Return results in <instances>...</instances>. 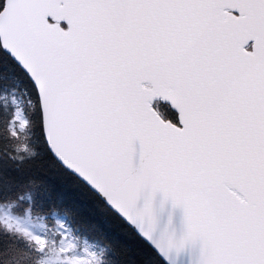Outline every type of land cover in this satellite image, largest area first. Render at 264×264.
I'll use <instances>...</instances> for the list:
<instances>
[{
	"label": "snow or ice",
	"instance_id": "6c2138e0",
	"mask_svg": "<svg viewBox=\"0 0 264 264\" xmlns=\"http://www.w3.org/2000/svg\"><path fill=\"white\" fill-rule=\"evenodd\" d=\"M4 66L31 86L55 164L38 206L99 195L163 258L199 240L198 264H264V0H0ZM20 117L6 113L11 136ZM12 171L0 223L56 264H99L62 221L50 240L18 214L30 173ZM157 193L183 209L180 240L155 236Z\"/></svg>",
	"mask_w": 264,
	"mask_h": 264
},
{
	"label": "trees",
	"instance_id": "16d2710c",
	"mask_svg": "<svg viewBox=\"0 0 264 264\" xmlns=\"http://www.w3.org/2000/svg\"><path fill=\"white\" fill-rule=\"evenodd\" d=\"M0 73H4V76H0V167L3 168L5 181L13 177L12 170L30 173L20 191L26 200L28 196L33 197L30 205L24 204L25 208L30 206L33 212L54 209L64 213L80 234L107 247L112 264H165L98 195L87 197L80 204L63 199L47 201L44 206L36 204L38 194L47 198L48 186L44 176L53 174L55 164L46 152L31 86L23 76L18 77L15 72H9L7 66L0 67ZM10 90L21 92L29 101L25 113L29 119L26 137H30L31 127V153L30 150L27 153L18 150L19 140L9 134V126L5 123L6 113L13 112L2 96ZM30 248L33 245L23 236L14 230L8 231L0 223V264H34L30 259Z\"/></svg>",
	"mask_w": 264,
	"mask_h": 264
},
{
	"label": "rangeland",
	"instance_id": "374dc122",
	"mask_svg": "<svg viewBox=\"0 0 264 264\" xmlns=\"http://www.w3.org/2000/svg\"><path fill=\"white\" fill-rule=\"evenodd\" d=\"M2 97L4 98L5 103L10 107L12 112L15 113L16 111H19L21 113L20 130L18 132V134H19L22 131H24L25 127H26V118L23 115V112L25 111V106L30 105L29 101L21 94V92L18 93L17 91H14V90H10L8 92L5 91L3 93ZM12 106H13V109H12ZM20 148H22V147H20ZM18 214L24 215L25 212H24V210H22L21 213H18ZM30 216H31V222L39 223L42 220V222L46 223L49 226L48 234H49L50 240L54 238L55 233L59 230L57 228L56 222L58 220L62 221L69 237L74 240L75 248H76L75 254L79 255L82 253V251L84 249L87 248L90 252H94L96 254V257L99 261V264H107L105 262V259H104V255H105L106 251L104 249H102L101 246L94 243L92 240L83 237L77 231H75L74 229L69 227L68 223L64 217L57 215V213L51 212L47 209L41 210L35 214L30 212ZM37 217L41 218V220H37L36 219ZM4 227H6V225H4ZM7 230L11 231V232L13 230L16 232H20V233H22L23 236H26L29 240H31L29 238V236L25 235V231L23 229H21V230H15V229L9 230L7 228ZM57 256H58V249L54 245L50 244L49 248H48V253L46 256L41 257L40 264H56Z\"/></svg>",
	"mask_w": 264,
	"mask_h": 264
},
{
	"label": "water",
	"instance_id": "95a60500",
	"mask_svg": "<svg viewBox=\"0 0 264 264\" xmlns=\"http://www.w3.org/2000/svg\"><path fill=\"white\" fill-rule=\"evenodd\" d=\"M149 196H150V193L148 192L143 193L138 202L139 206L142 207L145 200L149 198ZM152 202H153V207L156 212L157 219H158V225H157L155 236L158 237L160 232L164 230L165 228H167L169 233L174 234V237L176 240H180L184 236V233L186 231L183 209L179 206L174 208L171 204V201L170 200L164 201L163 196L160 193H157L155 197L152 198ZM126 221L132 227H134L135 230L142 237H144L148 242H150L143 235V233L139 230L137 226L131 224L127 219ZM169 221L171 222L169 223ZM150 243L154 246L152 242ZM200 253H201V243L199 240H195V241H187L184 244L183 248L179 250V252L174 251L171 255V259L163 258L162 255L160 253L159 254L168 264H198V261L200 259Z\"/></svg>",
	"mask_w": 264,
	"mask_h": 264
}]
</instances>
